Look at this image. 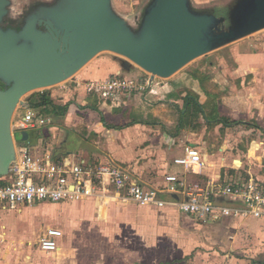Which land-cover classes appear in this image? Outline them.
Here are the masks:
<instances>
[{
  "label": "crops",
  "instance_id": "obj_1",
  "mask_svg": "<svg viewBox=\"0 0 264 264\" xmlns=\"http://www.w3.org/2000/svg\"><path fill=\"white\" fill-rule=\"evenodd\" d=\"M119 74H121L120 66L110 64L105 59L96 60L85 69H82L72 79L71 84L68 86L63 85L62 91L57 92L65 98L63 105L57 104L62 108L66 107L65 113L60 117L52 116L53 118H51L47 115H41L36 110L39 116L48 121L42 126L44 129L46 128L45 136L40 138L37 129H35L29 132V140L43 146L56 159L62 160L68 157L75 162L86 160L90 164H116L129 170L146 187L152 189L165 188V176L170 174L186 177L188 184L206 183L209 176L215 178L220 176V179L223 180V177L228 175L221 173L220 169L216 170V176L211 175L213 171L208 168L211 166L209 163L211 155L206 149L207 143H203L204 146H199L196 138L197 134L194 130L190 128L191 132L186 134L187 126L178 130L180 125L178 122L176 134L172 135L169 132L171 130L169 128L170 124L160 121L163 118L162 112L166 110L160 109L157 105L163 103L162 107H164L165 103L177 98L174 95L175 88L181 84H186L189 81L187 76L176 74L169 79L159 80L160 86L158 89L160 91L158 93L148 91L145 93L117 94L113 98L107 99L86 92L84 87L86 82L103 81ZM138 74H140L139 79L149 77V74L145 71H139ZM202 95L205 100L200 97V104L204 105L207 96ZM126 99L130 103L136 100L140 105L131 107L130 103L127 105L122 104ZM182 99L184 101V98ZM254 104L256 105L257 102ZM128 108L130 109L128 115L131 121L120 126L113 124L112 120L122 117L127 113ZM223 108V106L218 105V113L221 114ZM258 109L259 111L253 114H260L259 117L262 118L261 116H263L264 118V106L261 105ZM115 111L118 113L115 114ZM252 111L249 113L250 118ZM239 114L242 113L239 112L238 116ZM96 115L99 116V122L96 121ZM150 117L153 121L149 122ZM253 118L255 121L257 120L259 126L263 127V123H261L260 118H257V115H253L252 120ZM202 119L205 118L202 117ZM224 119L229 118L224 117ZM252 120L244 123L231 121L229 126L222 123L217 124V126L249 125ZM85 126L87 129L84 132L87 133V136L83 137L81 136V130ZM92 134L95 137L94 139L101 140L104 144L102 160L97 159L101 156L97 150L92 153L86 150V147L90 144L88 139L90 137L92 139ZM185 134L186 137H184ZM91 139L90 141H94V139ZM60 143L61 146L57 147ZM54 144L56 145L54 146ZM187 146L197 147L202 151L207 163L206 176L187 175L181 167L174 165L175 158L185 155ZM215 157L218 156L215 155ZM232 172L233 175H228V177L237 180H247L249 178L243 179L241 174L237 176L234 173L235 170ZM165 197L170 201L181 199L180 196L175 194H168ZM34 208L43 211L45 214L54 215L56 223L68 230L69 233L72 234L73 232L72 235H75V230L81 232L83 228L87 227L90 229L102 227V231H104L110 226L113 233L107 234L108 238L105 239L108 242H113L112 249L107 255L102 254L100 251L94 252L97 257L95 264H183L185 259H190L192 255L197 256L200 249L235 250L244 240L242 236L248 237L250 234L261 240L259 243L261 242V247L264 248V221L255 219L227 217L216 222L202 223L194 217L181 213L175 207H142L132 201L115 200L109 202L102 197L85 201L20 206L15 210ZM50 214L48 216L51 217ZM62 233V237L58 239V251L47 254L39 249L41 254L56 256V264H65L61 256H66L63 248L66 247L67 236L63 231ZM73 238L74 236L71 243L74 241ZM79 240L81 239L79 238ZM93 240L100 241L98 239ZM164 242L169 243L170 251L163 255L165 260L160 261L161 253L159 249ZM214 254L216 256L212 255L211 258L217 261L220 254L216 251ZM261 254L264 258V249ZM201 255L199 254L198 257ZM81 259L73 255L71 264H82L80 263ZM176 259L178 262H176ZM260 263L264 264L262 261Z\"/></svg>",
  "mask_w": 264,
  "mask_h": 264
},
{
  "label": "rangeland",
  "instance_id": "obj_2",
  "mask_svg": "<svg viewBox=\"0 0 264 264\" xmlns=\"http://www.w3.org/2000/svg\"><path fill=\"white\" fill-rule=\"evenodd\" d=\"M57 1L11 0L12 6L7 19H13L16 24H23L24 19L33 14L30 11L34 5L51 6ZM236 1L192 0V3L197 9L213 10L217 16L224 17L229 14L228 12ZM149 2L150 0H113V8L115 12L125 17L132 26L136 27L135 19L141 18ZM22 11L23 13H21ZM228 25L229 23L227 22L226 26ZM99 59H105L110 64L119 65L121 71L119 76L122 78L138 80L139 71H143L136 65H132L130 71L122 69L119 60L124 61L125 59L110 52L99 54L86 67ZM195 72H197L198 76L207 79L205 87L212 95V98H206L204 104L206 105L208 115H210L213 105L217 104L224 107L221 114L218 113L217 117L229 118L230 122L244 123L252 120L253 115H257V118H260V114L253 113L259 111L258 107L261 105L264 106V29L194 60L177 73V75L187 76L189 81L175 88L174 95L177 98H173L171 102L165 103L164 107H162L163 103L157 105L160 109L166 110L162 112L163 118L160 121L166 122L168 125L170 124L169 128L171 130L169 132L172 135L176 134V127L179 125L181 111L184 109L182 98L195 95L199 97V100L200 97L202 100H205L202 95L205 93L202 90L200 82L192 77V74ZM73 78L52 88L30 93L22 101L27 106L33 94L49 91L53 101L58 105H63L65 98L57 94V92L62 91V85L66 84L68 86L71 84ZM0 87L2 89L6 88L2 82H0ZM217 94L220 95V98L216 99L215 103L213 99H215ZM126 100L122 104L127 105L130 103L128 99ZM255 102H257L256 105L254 104ZM96 103L99 106L98 102ZM130 105L131 107H138L140 103L135 100ZM129 110L128 108L127 113L122 115V117L113 118L115 120H112V123L120 126L130 122ZM251 111L252 116L250 118L249 113ZM16 112L22 113V106H18ZM116 112L114 113L117 114L118 112ZM239 112L242 114L238 116ZM48 116L54 117H52V114H48ZM261 117L260 121L263 123V127L259 126L256 122L257 120L255 121L254 118L249 122V125L238 124L231 127L217 126L216 123H209L206 119H202V117L194 118L190 122H187L186 126L188 129L185 133H190L189 129L191 128L197 134L196 138L199 146H204L205 144L203 143H207L206 149L211 155V161L209 162L211 166L208 167L213 171L211 175L214 174L213 176H216V170L220 169L221 173L231 176V174L233 175L232 171L235 170L234 173L237 176L241 174L243 179L252 176L264 183V118L263 116ZM95 118L97 122L100 121L98 115ZM150 121H153L151 117ZM45 129L43 127L37 129L40 138H44ZM86 129L87 127L85 126L81 130V136H87V133L84 132ZM28 134L30 135V133ZM186 134L184 137H186ZM18 137V140H20L21 136L18 135ZM94 138L93 135L92 139ZM90 139H88L90 144H88L86 150L90 153L97 150L101 155L97 159L102 160L104 155L102 153L104 150L103 142L96 139L90 141ZM59 146H61V143L57 147ZM71 146L73 145L71 144ZM215 155L218 157H215ZM226 176L223 177V180L227 178ZM49 214H45L43 211H38L35 208L18 209L15 211H2L0 209V264H56V256L41 254L39 251L40 239L48 229L61 230L67 236L66 247L63 248L64 255L66 256H61L65 264L72 263L71 257L73 255L82 258V261H80L82 264H95L97 257L94 252L100 251L102 254L105 253L104 255H107L110 249H112L113 242H108L105 239L108 238L107 234L113 233L110 226L104 231H102V227H97L96 229L87 227L83 228L81 232H76L75 230V235H72L74 234L73 232L71 234L68 230L62 228L60 224L58 225L54 219L55 216L50 214V217L48 216ZM254 222L253 224H255ZM78 234L80 235L78 236ZM73 236L74 241L71 243ZM93 239L100 241H94ZM242 239L244 240L241 241V244L235 250L227 251L226 249L220 250L218 248L200 249L197 252V256L192 255L190 259H185L183 264H261V261L264 262V258H262L263 254H261L264 248L261 247V242L259 243L261 240L251 234L248 237L242 236ZM169 248V243L164 242L162 244V247L159 249L161 253L160 261L165 260V256L163 257V255L170 251ZM215 251L220 254L217 261L211 258L212 255L216 256L214 254ZM199 254L202 255L198 257ZM176 262H178L177 259Z\"/></svg>",
  "mask_w": 264,
  "mask_h": 264
},
{
  "label": "water",
  "instance_id": "obj_3",
  "mask_svg": "<svg viewBox=\"0 0 264 264\" xmlns=\"http://www.w3.org/2000/svg\"><path fill=\"white\" fill-rule=\"evenodd\" d=\"M10 4L0 0V82L6 87H0V176L8 174L17 143L29 139L27 132H12L23 98L75 77L99 54L123 57L127 71L136 65L152 78L169 79L264 29V0H237L224 17L195 8L192 0H150L136 27L115 12L113 0H58L31 14L20 32L3 28Z\"/></svg>",
  "mask_w": 264,
  "mask_h": 264
},
{
  "label": "built area",
  "instance_id": "obj_4",
  "mask_svg": "<svg viewBox=\"0 0 264 264\" xmlns=\"http://www.w3.org/2000/svg\"><path fill=\"white\" fill-rule=\"evenodd\" d=\"M159 80L163 79L152 78L150 74L138 80L116 75L103 81H88L84 87L89 94L111 99L117 94L158 93ZM22 109L12 120L14 135L29 133L48 122L29 105ZM173 163L187 175L206 176L207 163L197 147L187 146L185 155L175 158ZM226 177L222 180L220 176H209L206 183L188 184L186 177L170 174L165 176V188L152 189L121 166L90 164L86 160L75 162L68 157L56 159L43 146L28 139L17 143L16 158L8 174L0 176V209L102 197L109 202L132 201L142 207H175L202 223L227 217L264 221V183L252 176L247 180ZM168 194L181 199L167 200ZM62 235L60 230L48 229L40 239V249L47 254L58 251V239Z\"/></svg>",
  "mask_w": 264,
  "mask_h": 264
},
{
  "label": "trees",
  "instance_id": "obj_5",
  "mask_svg": "<svg viewBox=\"0 0 264 264\" xmlns=\"http://www.w3.org/2000/svg\"><path fill=\"white\" fill-rule=\"evenodd\" d=\"M195 80H198L201 84L202 90L204 91L207 98H212V95L206 90V78L198 76L197 72L192 74ZM199 77V78H198ZM215 97V96H214ZM220 98V95H216L213 99L216 103V99ZM29 107L40 112L41 115L52 114L54 117H60L65 113L66 107L62 108L55 104L52 100L49 91L43 93H35L30 97L28 103ZM218 116V105L214 104L210 115L207 114L206 105H201L198 96H187L184 98V109L181 111L180 125L178 130L187 125L191 119L204 117L209 123L224 124L229 126L231 124L229 119L219 118ZM39 138V137H38Z\"/></svg>",
  "mask_w": 264,
  "mask_h": 264
},
{
  "label": "flooded vegetation",
  "instance_id": "obj_6",
  "mask_svg": "<svg viewBox=\"0 0 264 264\" xmlns=\"http://www.w3.org/2000/svg\"><path fill=\"white\" fill-rule=\"evenodd\" d=\"M10 6L8 7V10H9V13H10V8H11V6H12V2H11V0H10ZM43 5H41V4H39V5H34V7H33V9L30 11V13H37L39 10H40V8L42 7ZM25 8V7H24ZM25 10V9H24ZM21 13H23V11L21 12ZM25 13V12H24ZM30 16V15H29ZM8 18V16L5 18V20H4V23H3V28L5 29V30H8V29H13V30H16V31H18V32H20L21 31V29L23 28V26H24V24H25V22H26V20L27 19H24V21H23V24H16L15 23V21L13 20V19H7ZM40 29H42V30H44V27H40Z\"/></svg>",
  "mask_w": 264,
  "mask_h": 264
}]
</instances>
